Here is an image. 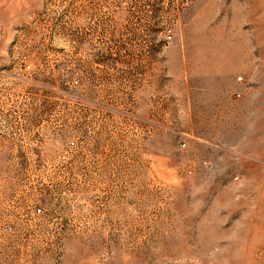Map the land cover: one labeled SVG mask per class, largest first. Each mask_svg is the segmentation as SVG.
Listing matches in <instances>:
<instances>
[{
  "label": "rangeland",
  "instance_id": "374dc122",
  "mask_svg": "<svg viewBox=\"0 0 264 264\" xmlns=\"http://www.w3.org/2000/svg\"><path fill=\"white\" fill-rule=\"evenodd\" d=\"M0 264H264V0H0Z\"/></svg>",
  "mask_w": 264,
  "mask_h": 264
},
{
  "label": "bare ground",
  "instance_id": "6f19581e",
  "mask_svg": "<svg viewBox=\"0 0 264 264\" xmlns=\"http://www.w3.org/2000/svg\"><path fill=\"white\" fill-rule=\"evenodd\" d=\"M218 40L216 39L210 42V47L213 49V57H214L212 62L215 64V66H217V68L222 69V71L227 72L230 67V64L233 63V57L235 56L233 52L231 51V48L233 46L230 48V46L227 44L228 42L223 43L221 42V40L219 41Z\"/></svg>",
  "mask_w": 264,
  "mask_h": 264
},
{
  "label": "built area",
  "instance_id": "2783aa9c",
  "mask_svg": "<svg viewBox=\"0 0 264 264\" xmlns=\"http://www.w3.org/2000/svg\"><path fill=\"white\" fill-rule=\"evenodd\" d=\"M166 38H167L168 41L171 40V38H172L171 34H167V35H166ZM74 82H75L76 84L78 83L77 80H75ZM181 147H183V148L186 147V143H182V144H181ZM36 211H37L38 213H40V212H41V209H38V210H36Z\"/></svg>",
  "mask_w": 264,
  "mask_h": 264
}]
</instances>
